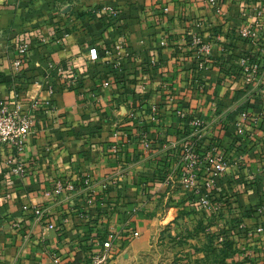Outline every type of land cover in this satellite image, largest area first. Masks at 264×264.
I'll use <instances>...</instances> for the list:
<instances>
[{
	"label": "crops",
	"instance_id": "0c3cea01",
	"mask_svg": "<svg viewBox=\"0 0 264 264\" xmlns=\"http://www.w3.org/2000/svg\"><path fill=\"white\" fill-rule=\"evenodd\" d=\"M218 4L0 0V102L34 121L20 152L0 145V264H97L110 235L114 246L144 245L182 209L262 235L264 19L256 11L264 0ZM108 11L115 18L105 22ZM242 27L255 36L243 39ZM194 36L207 46L199 58ZM239 57L257 62L252 83L243 81ZM55 81L61 88L50 95ZM193 117L202 118V132L188 127ZM185 140L196 156L193 189L180 183ZM212 145L227 159L214 178L204 167ZM17 162L23 175L12 171ZM57 183L73 190L56 195ZM195 189L210 194V210Z\"/></svg>",
	"mask_w": 264,
	"mask_h": 264
},
{
	"label": "rangeland",
	"instance_id": "374dc122",
	"mask_svg": "<svg viewBox=\"0 0 264 264\" xmlns=\"http://www.w3.org/2000/svg\"><path fill=\"white\" fill-rule=\"evenodd\" d=\"M220 216L208 220L191 209L178 210V214L165 217L163 228L149 235L144 245L130 246L133 239H120L109 264H220L221 259L233 264L247 258L248 264H264V232L247 236L250 230H235L237 226ZM226 244L228 250L222 253Z\"/></svg>",
	"mask_w": 264,
	"mask_h": 264
},
{
	"label": "built area",
	"instance_id": "2783aa9c",
	"mask_svg": "<svg viewBox=\"0 0 264 264\" xmlns=\"http://www.w3.org/2000/svg\"><path fill=\"white\" fill-rule=\"evenodd\" d=\"M212 8L218 9L219 6V0H205ZM103 20L105 22H110L115 18V14L113 11H108L105 15H103ZM256 18L259 20L264 19V11L262 9H257L256 11ZM261 24V22H260ZM239 35L243 39H251L252 37L255 36V33L250 30L247 27H242L238 31ZM192 42L194 45L198 47V54L196 52V57L199 58V54L206 51L207 46L202 44V41L199 37L194 36L192 37ZM124 47V40L123 38H120L117 40L115 45L113 46V52L116 53V55H121V52ZM27 49L26 44H22L19 47V53L23 54ZM91 54V58L95 59L96 58V52L95 49H90L89 50ZM237 64L239 67L244 72V77L243 81L246 83H252L255 79V75L258 70V64L257 62L250 63L246 57H239L237 58ZM14 65L17 67L20 65L19 59H17L14 63ZM204 63L203 61H199V68L203 69ZM103 87H108L110 83L108 81L103 82ZM58 90V84L55 82H51L50 85H48V93L50 95L54 94ZM261 99L264 102V93L261 95ZM154 112V109L152 110ZM177 114L185 119V114L182 111H177ZM246 116V113L242 114V119H244ZM255 123L257 120L254 121ZM188 127L193 130L192 132L195 133H200L202 132L203 129V121L202 118L199 117H193L191 119H188L187 121ZM34 126V121L31 119L29 116L21 114L18 111H8L6 109V106L3 102H0V145H5L8 147L10 150H15L17 152H20L24 144L26 143V140L28 136L30 135L32 129ZM145 147H149V143L145 142L144 143ZM183 151L185 154V161L187 162L185 169L183 170V173L181 174V180L180 183L183 187L186 189H193L196 188V183L194 180V176L191 173V170L193 169V166L195 164V159L196 156L191 152V145L187 140L183 142ZM242 157L240 158V160ZM204 164L206 166L205 170L209 172V174L214 178L222 175L224 171L227 168V159L224 154H222L216 145H212L204 154ZM12 171L16 175H23L25 172L24 165L21 164L20 162H17L13 168ZM210 183L208 182L207 185ZM67 189L68 191L73 190V185L72 183H57L54 193L56 195H61L63 190ZM195 194L198 197V204L199 206L204 209V210H210L212 208L211 206V199H210V194H201L198 189H195ZM23 210H27V207H23ZM213 210H216V207L213 208ZM212 210V211H213ZM259 210L264 213V199L261 201L259 204ZM49 227H53V225H49ZM261 228L257 229L258 232H261ZM138 233L135 232L133 233V236H137ZM109 240L105 241L103 243V248L105 250V253L102 254L100 257H98L97 264L102 263L103 261L106 260V256L108 255V252L112 250L114 246V242L117 240V237L114 235L109 236ZM55 263H58V258H55L54 260Z\"/></svg>",
	"mask_w": 264,
	"mask_h": 264
},
{
	"label": "trees",
	"instance_id": "16d2710c",
	"mask_svg": "<svg viewBox=\"0 0 264 264\" xmlns=\"http://www.w3.org/2000/svg\"><path fill=\"white\" fill-rule=\"evenodd\" d=\"M58 87L59 88H61V85L59 86L58 85ZM229 230H231V229H229ZM228 246H227V244H226V246H224V248L223 249H221V252L222 253H226V251L228 250V248H227ZM209 251H213V248H211V247H209ZM223 261V259H221L220 260V264H225V262H222ZM248 263H251L249 260H248V258L247 259H245V260H243L242 262H238V263H233V264H248Z\"/></svg>",
	"mask_w": 264,
	"mask_h": 264
}]
</instances>
